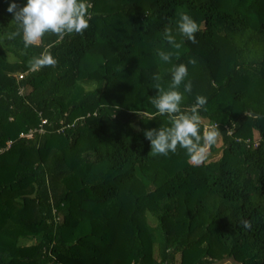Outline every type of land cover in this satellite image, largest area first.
<instances>
[{
    "label": "trees",
    "instance_id": "1",
    "mask_svg": "<svg viewBox=\"0 0 264 264\" xmlns=\"http://www.w3.org/2000/svg\"><path fill=\"white\" fill-rule=\"evenodd\" d=\"M87 2L82 34L25 48L7 9L26 0H0V264H264V0ZM45 50L57 66L32 70ZM180 64L182 110L207 97L221 132L199 164L144 135L171 126L151 100Z\"/></svg>",
    "mask_w": 264,
    "mask_h": 264
},
{
    "label": "clouds",
    "instance_id": "2",
    "mask_svg": "<svg viewBox=\"0 0 264 264\" xmlns=\"http://www.w3.org/2000/svg\"><path fill=\"white\" fill-rule=\"evenodd\" d=\"M91 7L87 0H26V4L18 10L17 4L11 3L7 11L13 14V22L18 25V30L13 32L9 39L22 35L24 46L27 48L38 45L48 33L60 38L74 33L82 34L90 26ZM177 27L189 41L197 42L195 34L200 30V26L186 12L180 13ZM164 37L174 48L181 47L169 27H165ZM158 56L162 61L169 62L172 53L158 51ZM57 64L58 60L45 50L31 61L30 66L35 71L56 67ZM187 76V66L180 64L172 69V82L168 90L157 83L158 94L152 98L151 103L159 115L167 116L171 126L148 130L144 135L150 141L151 152L167 156L169 152L175 153L179 146L186 150L193 163L199 164L206 159L208 150L217 143L221 132L217 124L205 126L201 132L202 117L199 111L207 104V97L197 96L196 103L190 109L182 110L184 93L192 91L191 81L184 83ZM153 78L160 80L158 75ZM182 84L184 93L178 90Z\"/></svg>",
    "mask_w": 264,
    "mask_h": 264
},
{
    "label": "built area",
    "instance_id": "3",
    "mask_svg": "<svg viewBox=\"0 0 264 264\" xmlns=\"http://www.w3.org/2000/svg\"><path fill=\"white\" fill-rule=\"evenodd\" d=\"M42 123H45V120L42 121ZM42 129H43V128H40V129H39V132H43ZM35 131H37V130H36V129H32V130H30L28 133H22L21 136H22V137L31 138V137L33 136V134H34Z\"/></svg>",
    "mask_w": 264,
    "mask_h": 264
},
{
    "label": "rangeland",
    "instance_id": "4",
    "mask_svg": "<svg viewBox=\"0 0 264 264\" xmlns=\"http://www.w3.org/2000/svg\"><path fill=\"white\" fill-rule=\"evenodd\" d=\"M226 264V263H225Z\"/></svg>",
    "mask_w": 264,
    "mask_h": 264
}]
</instances>
